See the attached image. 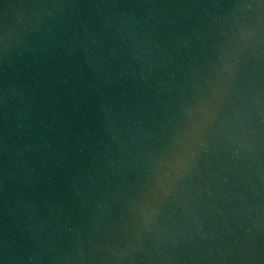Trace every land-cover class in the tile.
Masks as SVG:
<instances>
[{"label": "water", "instance_id": "water-1", "mask_svg": "<svg viewBox=\"0 0 264 264\" xmlns=\"http://www.w3.org/2000/svg\"><path fill=\"white\" fill-rule=\"evenodd\" d=\"M0 264H264V0H0Z\"/></svg>", "mask_w": 264, "mask_h": 264}]
</instances>
